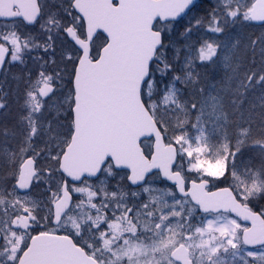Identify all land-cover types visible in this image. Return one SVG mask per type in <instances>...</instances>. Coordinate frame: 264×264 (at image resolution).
Masks as SVG:
<instances>
[{
  "label": "snow or ice",
  "instance_id": "6c2138e0",
  "mask_svg": "<svg viewBox=\"0 0 264 264\" xmlns=\"http://www.w3.org/2000/svg\"><path fill=\"white\" fill-rule=\"evenodd\" d=\"M0 264H264V0H0Z\"/></svg>",
  "mask_w": 264,
  "mask_h": 264
}]
</instances>
